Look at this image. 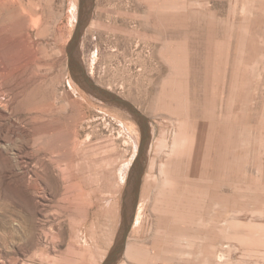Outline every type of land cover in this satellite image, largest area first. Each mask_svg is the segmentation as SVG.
Segmentation results:
<instances>
[{
	"label": "rangeland",
	"instance_id": "rangeland-1",
	"mask_svg": "<svg viewBox=\"0 0 264 264\" xmlns=\"http://www.w3.org/2000/svg\"><path fill=\"white\" fill-rule=\"evenodd\" d=\"M0 0V264H264V0ZM14 120V121H13ZM15 122V123H14ZM12 123V124H11Z\"/></svg>",
	"mask_w": 264,
	"mask_h": 264
},
{
	"label": "water",
	"instance_id": "water-1",
	"mask_svg": "<svg viewBox=\"0 0 264 264\" xmlns=\"http://www.w3.org/2000/svg\"><path fill=\"white\" fill-rule=\"evenodd\" d=\"M79 2L81 7H85V6L87 7V10L83 15L82 21H84L89 13L92 0H79ZM80 35H81V31H80V26L78 25L66 47L67 65L71 76L87 91H90L91 93L100 97L101 99L125 107L138 122L141 132L138 153L134 158V161L132 162L128 173V185L124 195V202H123L124 210H123V220H122L121 229L110 253L102 263V264H112L115 261V259L118 257L124 246L127 232L134 218L137 197L139 192V185L143 173V159H144L143 153L145 151L148 142V124L145 116L141 114V112L130 102L98 86L90 79V77L87 75L84 67L82 66V64L80 63L77 57Z\"/></svg>",
	"mask_w": 264,
	"mask_h": 264
},
{
	"label": "bare ground",
	"instance_id": "bare-ground-1",
	"mask_svg": "<svg viewBox=\"0 0 264 264\" xmlns=\"http://www.w3.org/2000/svg\"><path fill=\"white\" fill-rule=\"evenodd\" d=\"M14 121V120H13ZM15 123V122H14ZM12 124V123H11Z\"/></svg>",
	"mask_w": 264,
	"mask_h": 264
}]
</instances>
